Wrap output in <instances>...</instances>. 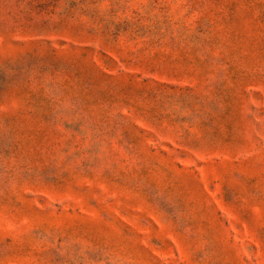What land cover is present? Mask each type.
Masks as SVG:
<instances>
[{
    "label": "rangeland",
    "instance_id": "1",
    "mask_svg": "<svg viewBox=\"0 0 264 264\" xmlns=\"http://www.w3.org/2000/svg\"><path fill=\"white\" fill-rule=\"evenodd\" d=\"M0 264H264V0H0Z\"/></svg>",
    "mask_w": 264,
    "mask_h": 264
}]
</instances>
